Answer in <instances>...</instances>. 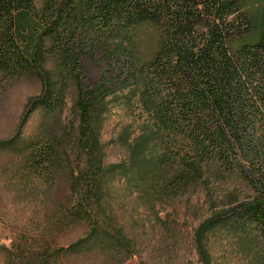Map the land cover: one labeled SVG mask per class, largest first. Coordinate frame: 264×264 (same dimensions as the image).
Instances as JSON below:
<instances>
[{
	"label": "trees",
	"instance_id": "obj_1",
	"mask_svg": "<svg viewBox=\"0 0 264 264\" xmlns=\"http://www.w3.org/2000/svg\"><path fill=\"white\" fill-rule=\"evenodd\" d=\"M142 25L157 38L151 56L134 69L143 89L137 102L154 125L146 131L155 133L165 162L175 166L159 187L178 189L205 165L244 175L254 196L232 216L264 242V0H0V83L25 76L42 80L47 56L74 72L79 65L72 47L80 41L122 49ZM47 99L44 93L26 115ZM97 101L94 91L86 92L76 108L85 141L81 153L91 157L87 143H96L90 126ZM16 139L0 144V151ZM34 148L31 156L27 146L18 153L32 171L52 177L57 147ZM101 166L91 158L85 172L77 168L80 176L72 166L68 195L5 249V264H99L98 255L118 242L95 217L105 191ZM99 236L110 238L103 248L95 246ZM115 262L107 256L102 264Z\"/></svg>",
	"mask_w": 264,
	"mask_h": 264
},
{
	"label": "rangeland",
	"instance_id": "obj_2",
	"mask_svg": "<svg viewBox=\"0 0 264 264\" xmlns=\"http://www.w3.org/2000/svg\"><path fill=\"white\" fill-rule=\"evenodd\" d=\"M156 38L152 27L142 25L131 31L122 49L80 41L72 47L78 53L76 71L47 56L42 80L25 76L0 83V144L19 137L0 151V264L6 263L5 249L19 243L48 206L68 195L69 170L74 167L80 176L91 158L104 170L105 191L94 207L95 217L118 238L109 253L98 255L97 263L109 256L115 264H264L263 240L232 216L254 196L244 175L205 165L178 189L159 187L175 166L165 162L155 133L146 131L154 125L137 102L143 89L134 71L151 56ZM90 91L98 99L90 126V140L96 143H87L93 157L81 153L85 141H80L76 109L78 99ZM44 93L47 101L27 116ZM48 144L59 152L49 170L52 177L32 171L26 155L18 153L27 146L31 156L34 147L41 150ZM109 241L99 236L95 246L103 248Z\"/></svg>",
	"mask_w": 264,
	"mask_h": 264
}]
</instances>
